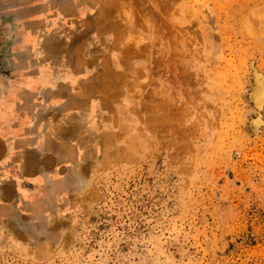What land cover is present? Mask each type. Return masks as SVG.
Instances as JSON below:
<instances>
[{
	"label": "rangeland",
	"instance_id": "374dc122",
	"mask_svg": "<svg viewBox=\"0 0 264 264\" xmlns=\"http://www.w3.org/2000/svg\"><path fill=\"white\" fill-rule=\"evenodd\" d=\"M263 10L0 0V76L61 166L31 225L0 219V264H264Z\"/></svg>",
	"mask_w": 264,
	"mask_h": 264
},
{
	"label": "crops",
	"instance_id": "0c3cea01",
	"mask_svg": "<svg viewBox=\"0 0 264 264\" xmlns=\"http://www.w3.org/2000/svg\"><path fill=\"white\" fill-rule=\"evenodd\" d=\"M16 82L0 76V219L29 226L42 215L41 201L61 166L58 153L46 147L50 138L42 134L45 108L33 109L31 92Z\"/></svg>",
	"mask_w": 264,
	"mask_h": 264
},
{
	"label": "bare ground",
	"instance_id": "6f19581e",
	"mask_svg": "<svg viewBox=\"0 0 264 264\" xmlns=\"http://www.w3.org/2000/svg\"><path fill=\"white\" fill-rule=\"evenodd\" d=\"M164 1V0H163ZM102 5V4H101ZM191 5V3H190ZM258 7V6H257ZM259 8V7H258ZM159 9V8H158ZM164 11V10H163ZM124 12V11H122ZM230 12V11H229ZM125 14V13H124ZM166 15V13H164ZM155 15V14H154ZM158 15V14H156ZM251 15L253 18H248L246 17V19L244 20V28H246L248 31H250V33H255V32H258V35H260V32H263L264 31V10L261 11V13H257V12H251ZM149 16V15H148ZM162 16H163V13H162ZM160 17V16H159ZM251 17V16H250ZM166 18V17H164ZM160 19H163V18H160ZM159 19V20H160ZM135 20V19H134ZM157 20V19H156ZM158 20V21H159ZM152 21V20H151ZM161 21V20H160ZM138 22V21H137ZM254 22H255V25H254ZM156 24V23H155ZM154 25V23H153ZM256 26V27H255ZM142 28V27H141ZM208 28V27H207ZM93 30V29H92ZM132 30V29H131ZM230 30V29H229ZM135 34V33H134ZM257 35V34H256ZM129 36V35H128ZM127 37V36H126ZM194 37V36H193ZM125 38V37H124ZM260 38V37H259ZM127 39V38H126ZM184 39V38H183ZM227 39V38H226ZM127 46V45H126ZM129 46V45H128ZM140 47V46H139ZM125 48V47H124ZM132 48V47H131ZM127 49V47H126ZM142 49V48H141ZM136 50V49H135ZM220 53V52H219ZM218 54V53H217ZM155 60V59H154ZM151 62V61H150ZM233 63V62H232ZM234 64V63H233ZM236 64V63H235ZM176 67V66H175ZM177 70V68H176ZM209 75V74H208ZM137 76V75H136ZM259 80V78H258ZM256 78H254L253 80V85H252V90H251V93H249L250 97L252 99H258V98H262L264 96V89H263V86L261 85V83L258 81ZM173 81V80H172ZM174 82V81H173ZM175 83V82H174ZM156 91V90H155ZM158 92V91H157ZM156 94V93H155ZM82 101V100H81ZM40 117V116H39ZM139 118V117H138ZM258 119V118H257ZM259 121V119H258ZM258 121L257 120H254L252 123H251V128L253 130L256 129L257 125H258ZM86 126V125H85ZM67 128V127H66ZM257 130V129H256ZM137 132V131H136ZM255 134V133H254ZM40 155V154H39ZM29 158V157H28ZM26 160V159H25ZM32 160V159H31ZM25 163V162H24ZM104 163V162H103ZM80 169V168H79ZM24 171H25V168H24ZM74 175V174H73ZM79 175V174H78ZM4 193V192H3ZM4 195V194H3ZM51 208V207H50ZM43 224V223H42Z\"/></svg>",
	"mask_w": 264,
	"mask_h": 264
}]
</instances>
